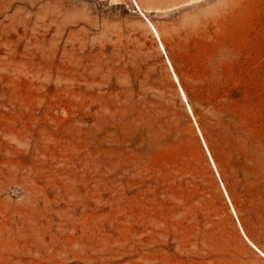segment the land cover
I'll return each mask as SVG.
<instances>
[{
	"label": "rangeland",
	"instance_id": "374dc122",
	"mask_svg": "<svg viewBox=\"0 0 264 264\" xmlns=\"http://www.w3.org/2000/svg\"><path fill=\"white\" fill-rule=\"evenodd\" d=\"M121 1L0 0V264H264V0Z\"/></svg>",
	"mask_w": 264,
	"mask_h": 264
},
{
	"label": "bare ground",
	"instance_id": "6f19581e",
	"mask_svg": "<svg viewBox=\"0 0 264 264\" xmlns=\"http://www.w3.org/2000/svg\"><path fill=\"white\" fill-rule=\"evenodd\" d=\"M119 2L121 1V0H118ZM175 1H177V0H175ZM183 1L184 0H181V1H178V2H174L173 3V6H179L180 4H182L183 3ZM122 2V1H121ZM138 2V1H137ZM137 4V6H138V8L140 9V6H139V4L138 3H136ZM168 7H169V5H167ZM166 5H164L163 7L164 8H166L167 7ZM163 8V9H164ZM162 9V10H163ZM141 11V10H140ZM154 31H155V33H156V35L159 37V35H158V32L155 30V28H154ZM160 39V38H159ZM161 46H162V48L164 49V46H163V44H162V42H161ZM175 77H176V75H175ZM177 78V77H176ZM177 81H178V79H177ZM181 89V91H182V94H183V97L185 98V100H186V96H185V94H184V92H183V90H182V88H180ZM189 106V105H188ZM189 109H190V112H192L191 111V108H190V106H189ZM212 158V157H211ZM215 165V164H214ZM229 198V197H228ZM230 200V199H229ZM234 210V209H233ZM250 242V241H249ZM263 256H264V253L263 252H261L252 242H250Z\"/></svg>",
	"mask_w": 264,
	"mask_h": 264
},
{
	"label": "water",
	"instance_id": "95a60500",
	"mask_svg": "<svg viewBox=\"0 0 264 264\" xmlns=\"http://www.w3.org/2000/svg\"><path fill=\"white\" fill-rule=\"evenodd\" d=\"M247 239V241H248V238H246ZM249 242V241H248ZM249 244L253 247V248H255L250 242H249ZM256 249V248H255ZM257 250V249H256ZM258 251V250H257Z\"/></svg>",
	"mask_w": 264,
	"mask_h": 264
}]
</instances>
